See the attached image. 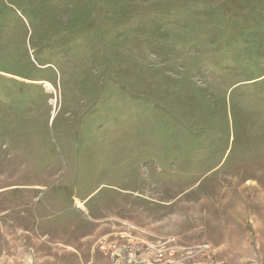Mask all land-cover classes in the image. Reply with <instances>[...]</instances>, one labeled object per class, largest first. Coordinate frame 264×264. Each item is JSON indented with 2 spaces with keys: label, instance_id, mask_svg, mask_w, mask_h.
Here are the masks:
<instances>
[{
  "label": "rangeland",
  "instance_id": "374dc122",
  "mask_svg": "<svg viewBox=\"0 0 264 264\" xmlns=\"http://www.w3.org/2000/svg\"><path fill=\"white\" fill-rule=\"evenodd\" d=\"M129 238L264 264V0H0V264Z\"/></svg>",
  "mask_w": 264,
  "mask_h": 264
},
{
  "label": "built area",
  "instance_id": "2783aa9c",
  "mask_svg": "<svg viewBox=\"0 0 264 264\" xmlns=\"http://www.w3.org/2000/svg\"><path fill=\"white\" fill-rule=\"evenodd\" d=\"M172 241L173 238L169 237ZM105 248V247H103ZM110 264H183L187 257L175 258L173 246L164 248L159 242L146 240L126 239L125 241L110 240L106 242ZM170 248L169 256L166 250ZM176 249L184 248L175 246ZM204 264H215L211 257H207Z\"/></svg>",
  "mask_w": 264,
  "mask_h": 264
},
{
  "label": "bare ground",
  "instance_id": "6f19581e",
  "mask_svg": "<svg viewBox=\"0 0 264 264\" xmlns=\"http://www.w3.org/2000/svg\"><path fill=\"white\" fill-rule=\"evenodd\" d=\"M47 86V85H46ZM49 87V86H48ZM48 87H46V88H48ZM80 205V204H79Z\"/></svg>",
  "mask_w": 264,
  "mask_h": 264
}]
</instances>
